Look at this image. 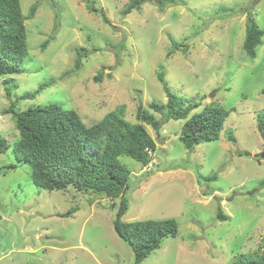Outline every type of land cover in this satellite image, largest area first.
Here are the masks:
<instances>
[{
    "label": "rangeland",
    "instance_id": "obj_1",
    "mask_svg": "<svg viewBox=\"0 0 264 264\" xmlns=\"http://www.w3.org/2000/svg\"><path fill=\"white\" fill-rule=\"evenodd\" d=\"M20 2L26 18L37 10L25 21L24 73L0 77V140L18 139L5 113L12 102L17 111L57 103L88 127L125 106V119L137 123L140 105L167 102L163 70L171 92L196 107L191 115L210 104L231 113L219 140L192 152L181 140L185 121L171 120L159 134L146 125L157 143L148 166L121 157L132 172L123 221L174 219L179 226L141 264H234L244 254L264 255V38L255 59L243 46L248 14L264 30V0H144L129 15V0ZM174 42L186 47L169 57ZM46 82L53 85L35 99L18 100ZM120 201L73 186L38 188L11 147L0 154V264H134L114 229ZM219 207L227 221L218 219Z\"/></svg>",
    "mask_w": 264,
    "mask_h": 264
},
{
    "label": "trees",
    "instance_id": "obj_2",
    "mask_svg": "<svg viewBox=\"0 0 264 264\" xmlns=\"http://www.w3.org/2000/svg\"><path fill=\"white\" fill-rule=\"evenodd\" d=\"M143 3L144 0H129L124 15L141 10ZM87 8L90 13L109 24L103 11L92 5H87ZM36 10L37 6H34L30 16L26 18L22 13L20 0H0V77L24 73L22 65L28 57L25 21L32 19ZM248 16L243 46L246 55L255 59L257 48L264 38V30L251 14ZM48 43L43 44V50ZM185 47L186 44L174 42V49L169 57ZM102 78L103 73H100L95 81L100 82ZM158 80L163 85L167 102L162 106L153 101L148 106L149 110L140 105L137 123L125 119V106L118 107L101 121L88 127L75 110L65 109L57 103L17 111L16 103L12 102L5 113L13 115L18 139L12 144L7 139L0 140V154H5L13 147L17 162L31 168L32 181L38 188L67 192L73 186L85 193L93 192L110 199H121L114 229L133 250L134 264H141L162 246L166 238L177 237L179 226L174 219L123 221L130 208L126 194L132 172L122 163L121 157H129L148 166L151 161L150 152L156 151L157 143L150 136L146 125L159 134L161 125L171 120L185 121L181 140L185 148L192 152L203 142L219 140L231 113L210 104L191 115L196 107L187 106L184 98L171 92L163 70L159 73ZM51 85L52 82L43 83L34 92L23 94L18 100L35 99ZM262 94L264 95V89ZM153 113L162 118L157 120ZM258 129L264 134V112L259 115ZM229 140L235 142L234 136L231 135ZM198 179L201 183L203 180H216L217 176H199ZM261 185L264 186V181ZM218 219H229L221 207L218 209ZM234 264H264V255L244 254Z\"/></svg>",
    "mask_w": 264,
    "mask_h": 264
},
{
    "label": "water",
    "instance_id": "obj_3",
    "mask_svg": "<svg viewBox=\"0 0 264 264\" xmlns=\"http://www.w3.org/2000/svg\"><path fill=\"white\" fill-rule=\"evenodd\" d=\"M213 96H214V94L211 95V97H213ZM262 157L264 158V153H263Z\"/></svg>",
    "mask_w": 264,
    "mask_h": 264
}]
</instances>
